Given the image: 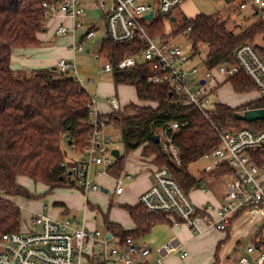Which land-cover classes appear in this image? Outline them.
Returning a JSON list of instances; mask_svg holds the SVG:
<instances>
[{"label":"built area","instance_id":"2783aa9c","mask_svg":"<svg viewBox=\"0 0 264 264\" xmlns=\"http://www.w3.org/2000/svg\"><path fill=\"white\" fill-rule=\"evenodd\" d=\"M184 1L97 0L96 7L104 19V40L113 44L142 45L133 55L125 57L116 65L101 53L106 56L103 71L127 69L136 63L147 62L148 82L168 84L170 94L185 98L192 104L218 138V146L203 155L209 163L202 172L210 174L218 169L228 170L221 176L225 184L223 202L218 206H197L167 167L154 166L150 172V186L138 197L144 210L170 214L174 222L185 224L197 235L213 228L228 232L232 238L234 223L238 219L259 215L250 224V229L260 222L264 223V163H258L255 156L264 154V127L255 132L248 127L234 128L220 123L211 117L210 109L207 108L208 96L233 76L244 74L256 87L259 96L264 97V60L253 44L245 42L235 49L232 62L206 67V55L193 54L191 46L185 51L174 42L176 36L172 33L175 27L173 29L171 26L176 19L172 21L171 18L173 11ZM225 2V6L236 2V9L249 10L256 20H264V0ZM41 6L45 20L63 17L70 21L69 27L59 24L55 29L56 35H64L68 31L73 35L76 30L86 27L81 41L72 46L73 52L83 51V44L95 36V28L82 20L86 16L82 0H43ZM148 14H151L150 18H147ZM157 19L166 22L167 33L151 35L148 32L147 27L152 28ZM93 56L95 59L100 57L97 53ZM56 69L69 74L75 69L74 61L60 59ZM73 78L80 88L86 90L76 76ZM106 102L112 113L119 111L120 105L116 98L108 97ZM107 121V115L101 112L95 98L89 95L90 131L86 143L78 151V158L71 167L64 164L83 194L102 192V185L97 178L111 176L108 170L116 160L112 154L116 146L113 136L105 132L109 126ZM184 125L169 121L153 131V135L158 136L161 152L176 165L180 163V150L173 142L172 134ZM129 179L130 174L124 171L114 177L113 193H122ZM85 208L80 219L58 221L38 214L29 219L25 231L2 234L0 264H164L166 256L171 253L177 252L181 257L187 255L176 240L152 249L131 238L120 241L107 230L89 228ZM247 229L234 240L239 243L245 239L246 243L231 264H264V240L256 231ZM150 256L154 258L150 259ZM227 258L230 255L223 259Z\"/></svg>","mask_w":264,"mask_h":264},{"label":"trees","instance_id":"16d2710c","mask_svg":"<svg viewBox=\"0 0 264 264\" xmlns=\"http://www.w3.org/2000/svg\"><path fill=\"white\" fill-rule=\"evenodd\" d=\"M43 0H0V236L19 231L21 217L19 207L4 195L32 194L16 182L18 176L42 183L52 190L57 187H76L70 181L64 166L67 149L82 150L86 143L90 125L88 123V99L86 90L66 73L56 68L32 71H14L10 68L13 48H30L39 45L37 33L43 29ZM148 28L151 35H162L163 22L157 19ZM189 29V30H187ZM173 36L184 35L191 43L193 54L199 55V47L205 49V66L232 62L235 49L242 43L252 42L258 35L262 45L253 44L264 60V20H255L238 33L227 29L226 23L214 15L198 14L184 17L175 26ZM142 48L140 43L113 44L103 40L99 52L107 55L116 65L125 57ZM149 64L136 63L127 69H114L112 77L116 84H128L135 88L138 100L156 103L152 106L128 104L122 112L109 113L108 125L121 131L124 154L120 155L109 168V174L117 177L123 170L125 157L141 147L142 157H152L151 163L167 167L185 192L198 188L201 177L188 172V166L201 159L219 144L203 116L185 98L170 94L168 84H152L147 76ZM235 93L256 90L249 78L237 74L229 79ZM257 91V90H256ZM210 110L211 117L234 128L248 127L255 132L264 127V120L245 122L237 120L234 114L246 109L264 108V97L239 107L216 103ZM169 121L185 123L172 134L173 142L180 150V163H172L163 154L159 144L152 141L153 131ZM258 163H264V154L255 155ZM228 170H216L210 175L220 177ZM4 193V195H3ZM135 227L124 230L119 224L105 221V230L120 241L131 238L141 241L156 224L169 223L172 215L163 212H146L138 202L135 205L122 204ZM239 213V212H238ZM236 213V216L238 215ZM229 234V233H228ZM229 236L218 242V252Z\"/></svg>","mask_w":264,"mask_h":264},{"label":"crops","instance_id":"0c3cea01","mask_svg":"<svg viewBox=\"0 0 264 264\" xmlns=\"http://www.w3.org/2000/svg\"><path fill=\"white\" fill-rule=\"evenodd\" d=\"M96 1L97 0H94L95 6L92 5L91 7L90 5L88 6V4H84V1H82L84 7L86 8V16L82 20L86 24L93 26L97 32L98 26L95 24L97 23V18L93 17V15H89V11L98 10L96 7ZM179 8L178 10H181ZM236 11L242 14L239 18H241L240 20H242V22L244 23L246 20L249 21V19L251 18L254 19L253 21L256 20L249 10L240 11L237 9ZM99 18L104 22L101 14ZM59 24H64L69 27L70 21L67 18L63 17H57L49 19L47 21L45 20V22H43L42 31L37 33V38L39 40L38 46L30 48H13L10 55V68L14 71L22 70L29 72L32 70H39L50 67L56 68V64L60 59L74 61L75 69L73 72L69 73L68 76H76L80 80L88 95L95 98L97 105L104 115H108L109 113H111V108L106 102L108 97L115 96L114 98L119 101L120 109L118 112H123L124 107L131 103L138 106H156V103L154 102H145L138 100L135 88L132 85L116 84L115 82H113L111 76H109V72L103 71L105 72L103 73L104 75L99 76V71H101L102 69L97 70L93 62L91 63L92 65L90 64L91 58H88V56H91V52L88 49L85 51L86 56L79 54L83 51L73 52L72 50V46L79 43V40L77 39L75 34L81 28L76 30L73 35L68 31L66 34L59 36L55 33V29ZM47 27H49V29ZM100 45L98 47V51ZM94 54L95 53H93V55ZM106 73H109V75H106ZM111 75H113L112 72ZM89 85L91 86L90 88ZM221 85H219L218 88ZM253 92L255 96H251ZM238 94H244L245 96L249 97L244 98L239 102V104L229 105L230 107H239L259 98V94L256 90ZM109 127L111 126H107L105 128L106 133ZM116 149L119 152L117 146ZM70 150L72 151L71 156H66L67 159L64 161V164L67 167H71L78 158V152H75L72 149ZM120 155L121 154L119 152V156ZM150 160V157L145 158L141 156V147L135 149L132 152L131 156L125 157L122 171L130 174V178L133 176V179L132 181L125 183L124 191L122 193L118 195H115L113 193L112 197L114 198L104 201V203L107 202L106 208L105 210L100 209V212L102 214L101 221L103 230H105V221L119 224L120 227L124 230L134 229L135 225L128 212L115 209L113 206H108V203H110V200L115 201L121 206L122 204L135 205L138 203L139 195L150 186V172L154 167ZM189 173L194 175L191 172ZM202 173L203 172L201 170L194 175L202 178L200 186H202L209 177H214L205 174L201 175ZM22 177L24 176H18L16 178V182L23 187L27 186L26 182L24 183V181L21 180L23 179ZM97 181L102 185L103 191L100 193L97 191H91L89 193H91L93 198L101 200L100 195L101 197H106L107 194L111 192L110 185L112 184V186L114 187L115 181L113 176H100L97 178ZM42 185L48 188V192H46L49 194L48 196H45V193L43 195H39L38 191L31 192L30 190H32V188L29 186H27V188H29L30 190H27L32 194V197L30 198L21 195H4L3 193L4 197L11 200L19 207L21 217L19 230L25 231L28 228L29 219L38 214L47 216L54 220L62 221L68 218L80 219L83 214L84 206H86V217L88 215V209H90V215L92 216L95 212L98 213V209L89 203L88 197L84 195L78 187H57L49 190L48 186L44 184ZM200 186L198 188H192L188 191V195L195 205L202 206L206 204H212L214 206H218L223 202L225 189L223 191L215 190L213 192V190L209 188L204 189L203 187L200 188ZM130 197H133L134 200L130 201ZM70 210L74 211L75 213L81 212L82 210L81 216L69 217ZM95 218L92 217V219L89 220L86 218L87 227H95V229H97L95 225ZM249 219L252 220L251 222H254L257 218H253L251 215H249L246 217V221H248ZM236 222L237 220L234 223V230L231 238L228 232L218 231L213 228L207 229L199 235L193 234L188 226L183 223L174 222V218L170 217L169 223L154 225L151 228L150 232L140 242L149 245L152 249H157L163 244L172 240H176L177 242H179L187 252V255L185 257H181L177 252L171 253L166 256L164 264H213L215 261L214 253L218 242L225 240L228 235V241L222 244L219 249L217 264H221L223 262H225L226 264H231L236 259L237 252L242 250L240 243L243 240L245 241V239H242L241 242L235 243L234 240L238 237V235L242 234L250 226V224H252H243V222L240 226L237 227ZM247 230L253 231L254 228L250 229L249 227ZM258 236L261 237L259 234ZM228 255H230V258L223 259ZM153 258V256H150V259Z\"/></svg>","mask_w":264,"mask_h":264},{"label":"rangeland","instance_id":"374dc122","mask_svg":"<svg viewBox=\"0 0 264 264\" xmlns=\"http://www.w3.org/2000/svg\"><path fill=\"white\" fill-rule=\"evenodd\" d=\"M82 1H84V4H86V5L88 4V6L90 5V7L92 5L95 6L94 0H82ZM225 5H226L225 0H186L184 2V4H182L181 7L179 8L181 10L176 9L173 11V17H175L176 20L172 23L171 28L174 29L175 26L179 25L182 22L184 17L189 18V17H193L196 14L214 15L220 21H224L226 23L227 29L234 31L235 33H238L241 29L245 28L247 25H249L254 20L253 18H251V19H249V21L246 20L245 23L242 22V20H240L241 18H239L242 14L240 12L236 11L237 10L236 9V6H237L236 2H232L231 4H229V6H225ZM242 13H244V12H242ZM89 15H93V17L97 18V21L95 20L97 23H95V24L98 26V30H97L95 36L92 38V40H88L83 44L84 50H83V52H80L79 54L86 56L85 51L88 49L91 52V56H88V58H91L90 64L93 62V64H95V67L97 70L102 69L101 71H99V76H103L104 75L103 73H105V72H103V63H104V59L106 58V56L104 54H101L98 51V47H99L101 41L105 38V31H104V26H103L104 22L100 20V18H99L100 12L98 10L89 11ZM44 22H45V20H44ZM163 26H164L163 33H167L168 32V29H167L168 25L166 24V22L164 20H163ZM47 28L49 29V27H47ZM85 29H86V27H83L80 30H78V32L75 34L77 39L79 40V42L82 39V36L85 32ZM261 36L262 35L256 36L254 38V40L252 42H249V43L262 45L263 41L261 40ZM174 42L179 44L185 51H188L190 46H191L190 41L187 40L184 35H177L176 38L174 39ZM198 51H199V53H198L199 55L200 54L205 55L204 47H199ZM93 53L99 54L100 57L98 60L93 58ZM109 73H110V75H109ZM109 73H106V75L111 76V79L114 82L113 77L111 75V72H109ZM90 87L91 86L89 85V88ZM244 96H245L244 94L235 93L232 90L230 82L228 81V82L222 84L219 88L217 87L216 90L212 94H209V96H208L209 103L207 105V108L210 110L213 109L215 106L214 104H216V103H224L225 105H228V106L229 105H236V104H239V102L242 101L244 98L249 97V96H245V97ZM251 96H255L254 92L252 93ZM122 113H126V115H130V114H132V111L127 110V111H123ZM107 133L113 136L114 145L117 146L120 154L123 155L124 154V148L122 145L121 131L118 128L111 126L107 129ZM132 152L129 153L127 156H131ZM71 154H72V151L70 149L67 150V157L71 156ZM134 154H136V153H134ZM134 154H133V156H134ZM150 158H152V157H150ZM208 163H209V160L206 159L205 157H202L201 159L191 163L188 166V170H189V172H191L195 175V174H197V172L203 170V168ZM22 178L23 179H21V180L24 181V183L26 182L27 186L32 188V190H30L29 188H27V186H24L26 189H29L31 192L32 191H34V192L38 191L39 195H43L44 193L46 194L45 196L49 195L48 193H46V192H48V188L44 187L42 184L35 183L26 177L25 178L22 177ZM69 178H70V181L74 182V184L77 187V182H76L74 176L69 175ZM132 179H133V176L129 180H127L126 182L132 181ZM207 180L205 181V183H203L202 186H200V188H202V187L204 189L209 188V189L213 190V192L215 190L223 191L225 189L224 179L221 176L220 177H209ZM112 187L113 186L111 184L110 185V191L111 192H109L107 194V196H106L107 198L101 197V195H100L102 202H101V200H98L97 198H93L91 193L84 194L88 197L89 203L98 209L97 210L98 213L95 212L93 214V216L90 215L91 212H90V209H88L87 210L88 215L86 218L89 220V219H92V217L93 218L96 217L95 218V225H96L97 229H99L101 231H103V226H102V221H101L102 214L100 212V209L105 210L106 205H107V202L104 203L105 200L114 198V197H112L113 196ZM46 199H47V197H46ZM129 200L132 201V200H134V198L130 197ZM109 202L110 203H108V206H113L115 209L122 210V211L126 212V209L123 208L120 204H117L115 201L110 200ZM131 203H133V202H131ZM81 213H82V210H81V212H78V213H75L74 211L70 210L69 217H72V216L80 217ZM251 221H252L251 219H249L248 221H246V219H244V220L238 219L236 224L238 227L243 222H244L243 224H247V223H252ZM91 228L95 229V227H91ZM189 229L191 230V232L193 234H195L191 228H189ZM256 230H257V233L264 239V223L263 222L258 223L254 227V231H256ZM245 243H246V240L245 241L243 240L240 243L241 248L244 247Z\"/></svg>","mask_w":264,"mask_h":264},{"label":"water","instance_id":"95a60500","mask_svg":"<svg viewBox=\"0 0 264 264\" xmlns=\"http://www.w3.org/2000/svg\"><path fill=\"white\" fill-rule=\"evenodd\" d=\"M151 14L147 15V18H150ZM172 21L175 20V18H171ZM235 119L237 120H243L245 122H254L257 120H264V108H252V109H246L242 112H237L234 114ZM158 136L152 135V141L154 143H158ZM112 154L118 158L119 152L117 149L112 150ZM68 175H71V172H68Z\"/></svg>","mask_w":264,"mask_h":264},{"label":"bare ground","instance_id":"6f19581e","mask_svg":"<svg viewBox=\"0 0 264 264\" xmlns=\"http://www.w3.org/2000/svg\"><path fill=\"white\" fill-rule=\"evenodd\" d=\"M254 218H259V215H256V217H254ZM246 219V218H245ZM240 220H244V219H240Z\"/></svg>","mask_w":264,"mask_h":264}]
</instances>
